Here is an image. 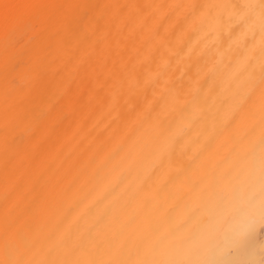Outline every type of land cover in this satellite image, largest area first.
<instances>
[{
    "label": "bare ground",
    "instance_id": "1",
    "mask_svg": "<svg viewBox=\"0 0 264 264\" xmlns=\"http://www.w3.org/2000/svg\"><path fill=\"white\" fill-rule=\"evenodd\" d=\"M0 264H264V0H0Z\"/></svg>",
    "mask_w": 264,
    "mask_h": 264
}]
</instances>
